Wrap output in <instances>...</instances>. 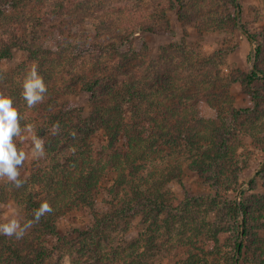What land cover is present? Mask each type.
Masks as SVG:
<instances>
[{"label": "trees", "instance_id": "trees-1", "mask_svg": "<svg viewBox=\"0 0 264 264\" xmlns=\"http://www.w3.org/2000/svg\"><path fill=\"white\" fill-rule=\"evenodd\" d=\"M145 1L148 0H0V63L10 61L17 52L25 55L17 70L0 68V94L13 100L22 131L31 125L34 135L43 140L45 158L28 177H18L23 181L21 187L11 183V199L19 206L26 203L22 210L31 228L22 243L14 241L20 239L17 236L8 241L6 235L0 234L1 263L6 261L1 250L4 248L14 263L26 262L28 253H33L34 263L41 264L54 253L47 242L56 237L58 221L64 214L79 209L92 210L94 218L80 231L81 239L76 245L80 264H146L156 255L158 235L154 226L162 214L169 241L177 238L178 245L185 248L175 264H208L209 256L216 251V232H208L205 222L183 220L193 204L198 207L197 201L188 198L178 205L170 184L194 172L202 178L208 176L215 197L206 203V209L215 216L221 205L217 196L226 185L221 182L222 175H231L227 178L230 186L239 183V171L228 165L232 155L224 154L231 150L233 133L222 138L213 161L209 159L212 151L207 148L197 154L190 150L193 143L188 130L195 119L188 112L195 105L201 109L221 107L222 99H228L216 93L223 76L206 68L212 63L211 58L195 60L184 41L163 46L158 60L150 61L134 48L133 41L144 33L170 31L167 12L177 9L180 22L191 23L196 18L200 36L226 33L231 28L240 31L237 13L231 12V8L237 9V0H226L220 11L215 9L216 0H168V7L159 13L161 2L149 0L154 11L147 17L150 23L140 15ZM244 33L256 46L254 55L262 58L264 45L249 32ZM33 65L47 90L42 101L29 108L23 98V83ZM227 80L226 89L240 82L255 103L260 100L256 85L264 83V70L255 67L241 78L229 76ZM77 91L91 97L94 114L85 116L71 100ZM245 111L249 109L232 108L231 120ZM222 116V112L216 115L219 119ZM177 124L184 131L178 135L174 131L178 130ZM17 139L14 137L13 142L19 151ZM160 161L165 166L164 171L160 170L165 174L163 180L157 166ZM149 167L148 176L145 171ZM103 191L109 211L96 210ZM240 195L244 199L245 193ZM5 196L7 193L0 188V203ZM44 202L52 211L37 222L35 212ZM242 207L245 225L241 221V242L236 243L230 263L234 264L238 249L242 254L250 245L248 238L253 237L257 253L252 264H264V194L253 204L252 214L244 201ZM233 209L240 211V205L236 203ZM146 214L152 216L153 225L139 232L136 241L123 246L124 239L112 236L120 226ZM177 224L181 229H175ZM26 247L31 252L26 253Z\"/></svg>", "mask_w": 264, "mask_h": 264}, {"label": "rangeland", "instance_id": "rangeland-1", "mask_svg": "<svg viewBox=\"0 0 264 264\" xmlns=\"http://www.w3.org/2000/svg\"><path fill=\"white\" fill-rule=\"evenodd\" d=\"M159 1L161 2V7L157 10L158 13L162 11V8H167L169 5L168 0ZM225 1L216 0L215 9L219 11L223 10L222 6H224ZM239 4L241 5L239 10L240 25L243 30L249 32V34L253 35L256 40L264 45V0H239ZM231 12L237 13L238 11L236 8H231ZM140 15L145 16L144 22H151V20L147 19L148 16L154 15L153 3L151 1L148 0L142 4ZM167 18L170 22V31L144 33L135 38L133 45L134 48H137L142 54H145L150 61L158 60L163 46L176 45L184 41L187 47H189L190 54L194 55L195 60L197 59L199 62H202L204 58H211L212 63L206 68L215 69L216 72H220L223 76L222 82L217 83L218 89L216 93L220 97L224 96L225 98V96H228V99H222L223 103H221V107L216 105L201 109L200 105H195V109L188 112L190 118L195 119V121L190 123V130H188V135L193 143V147H190V150L193 154H197V151L205 152V148H207L212 151L209 159L213 161L217 156V150L220 148L222 138L226 139L233 133L231 135V150L230 152L224 151V154L232 155V158L230 157L228 160V165L235 167L237 172L239 171V183L235 187L230 186L227 183V178H231V175L227 173L222 175L221 182L226 185L217 196V202L221 205L218 207L215 216L209 215L210 211L206 209V203L215 197L213 189L209 186L208 176L202 178L195 172L193 174H187L188 176L183 177L181 181L179 179L172 181L170 187L177 197L178 205L184 203L188 198H194L199 204L197 208H194L195 204H193L194 207L188 212V216H183L184 222L187 220L192 222L194 219L197 222L199 220L200 223L205 222L207 224V227H205L206 230L208 232H216L218 236L219 245L216 247L213 255L209 256L208 264H231L229 257L234 255L236 243L241 242L238 239L241 221L242 225H245L243 223L245 214L242 203L243 201L245 202L247 210L252 214L251 208L253 204L264 194V83L256 85L261 93L260 100L257 103H255L256 100L254 101L253 97L249 95L248 90L240 82L233 83L229 89H226V83L229 76L241 78V76L249 73L255 67L264 70V56L258 59L254 55L253 49L256 46H253L248 41L246 34L241 31L238 20L237 23L240 31L231 28L227 29L230 31L226 33H206L200 36L196 29V18L190 21L191 23L180 22L178 9L168 11ZM161 24L163 23L161 22ZM185 30L186 33L184 34ZM222 50H227V52L223 53ZM24 61L25 55L22 52H17L10 61L0 63V68L3 70H17L19 65ZM85 61L87 62V59ZM90 99L91 97L89 95L79 91L71 96V100L78 104L85 116L95 113L93 103L90 102ZM230 105L238 111L245 109H249V111L240 114L238 119L231 120L233 112ZM221 112L223 116L219 119L216 115L217 113L219 115ZM217 120L219 122L218 124L216 123ZM182 123L181 125H184V122ZM177 125L178 130H174L176 135L181 131V125ZM223 128L227 129L222 130ZM181 132L183 133L184 131ZM227 132L230 133L228 134ZM251 133H254V135H251ZM33 135V128L31 133L24 129L21 136L17 139L20 143V149L26 153V159L21 165L19 172V176L22 178L32 174L36 168L40 167L45 159L44 155L35 153L32 140ZM157 166L159 168L160 180L165 179V174L162 173L164 171L163 169H165L164 162L160 161L157 163ZM160 170L162 171L160 172ZM150 171L151 169L149 167L145 171V174L149 176ZM42 173L40 172V174ZM148 178L150 179V177ZM11 183L7 177H0V188H3L7 193L3 203H0V225L16 219L23 227V225L29 223L26 212L22 210L26 203L22 202L19 206V203L11 199ZM108 183L106 181L105 186H108ZM242 192L245 193L244 199L240 195ZM106 195L105 191L100 194L96 210H110ZM236 203L240 205V211L238 212H235L233 209ZM203 213L207 215L205 214L203 216ZM149 216L150 214H146L133 218L130 223L120 226L115 230L116 233L114 231L112 236H117V240L124 239L125 243L122 244L123 246L131 244L139 238V232L153 225V218ZM160 218L157 222L158 224L154 226V228L157 227L158 235L155 241V248H157L155 249L156 255L154 259L149 258L146 264H175L181 256L180 252L185 250V248H181L178 245L176 242L177 238L169 241L168 234L165 232V225L162 223L165 215L162 214ZM93 220V211L89 209H79L64 214L57 223L56 237L47 242L49 250L52 251V248H54V253L52 251L49 257L41 264H80L77 261L78 255L76 251V245H78L81 239L80 231L84 230L89 224H92ZM208 224H214L219 230L216 231V228H213L212 225L208 226ZM175 226V229H181L178 224ZM255 226L258 227V223ZM30 228L24 231L20 239H15L14 241L22 243L23 238L30 232ZM158 228H160L159 232ZM250 228H252L251 220ZM243 229L244 227H242ZM15 236V234L11 236L6 235V238L8 241H11L10 239L15 238ZM28 239L31 240V238ZM247 242L250 245H248V248L246 246V249L239 256L238 252L236 253L234 264H252L255 253H257V243H254L253 237L248 238ZM210 243L213 244L211 240ZM210 243L208 242V244ZM1 250L5 252L4 258L6 261L5 263L0 262V264H37L36 262L34 263L33 253H28L31 252V249L27 247L24 249L28 253L26 262L17 261L14 263L7 257L9 252L4 250V248H1ZM130 250L132 251V249ZM237 258L238 261L236 262Z\"/></svg>", "mask_w": 264, "mask_h": 264}, {"label": "clouds", "instance_id": "clouds-1", "mask_svg": "<svg viewBox=\"0 0 264 264\" xmlns=\"http://www.w3.org/2000/svg\"><path fill=\"white\" fill-rule=\"evenodd\" d=\"M23 89V98L26 100L29 108L42 101L47 89L35 65L28 72L23 83ZM56 127L58 128V125ZM25 130L31 133V125H27ZM21 132L18 110L13 106V100L8 96L0 94V177H7L17 188L23 185V181L18 179V167L25 161L26 153L23 150L18 151L13 138L20 137ZM32 140L35 153L43 155V140L35 135L32 136ZM51 211L52 208L48 202L42 203L35 212V220L38 222L41 216ZM29 227H31V223H27L22 227L16 219H12L10 222L0 225V234L8 236L15 234L17 238H20Z\"/></svg>", "mask_w": 264, "mask_h": 264}, {"label": "water", "instance_id": "water-1", "mask_svg": "<svg viewBox=\"0 0 264 264\" xmlns=\"http://www.w3.org/2000/svg\"><path fill=\"white\" fill-rule=\"evenodd\" d=\"M237 16H238V21H239V26H240V29H241V31L242 32H246V31H244L243 30V28H242V26L240 25V7H239V0H237ZM243 234H244V229L242 230V236H243ZM240 255V248L238 249V256ZM238 261V258L236 259V262Z\"/></svg>", "mask_w": 264, "mask_h": 264}]
</instances>
